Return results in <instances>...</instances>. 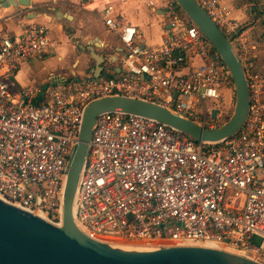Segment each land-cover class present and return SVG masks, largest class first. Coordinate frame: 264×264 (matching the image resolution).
Listing matches in <instances>:
<instances>
[{
	"label": "built area",
	"instance_id": "built-area-1",
	"mask_svg": "<svg viewBox=\"0 0 264 264\" xmlns=\"http://www.w3.org/2000/svg\"><path fill=\"white\" fill-rule=\"evenodd\" d=\"M163 1L165 37L153 47L143 44L135 26L115 16L112 2L103 4V24L123 49L121 73L83 84L56 81L39 101L35 88L13 92L7 79L20 60L46 55L49 29L30 23L11 36L0 17V200L61 226L66 174L83 113L100 99L142 100L216 128L215 106L223 102L222 89L233 87L230 74L202 33L180 18L174 1ZM195 1L233 48L241 44V25L231 19L230 6L223 0ZM238 58L249 107L241 129L229 139L195 142L118 110L96 117L73 202L81 232L95 240L167 243L158 246L210 242L264 264V75L244 54Z\"/></svg>",
	"mask_w": 264,
	"mask_h": 264
},
{
	"label": "water",
	"instance_id": "water-1",
	"mask_svg": "<svg viewBox=\"0 0 264 264\" xmlns=\"http://www.w3.org/2000/svg\"><path fill=\"white\" fill-rule=\"evenodd\" d=\"M186 18L209 41L226 66L235 92L228 120L214 129L203 128L149 102L109 97L90 103L82 117L77 143L67 169L62 200V224L42 218L0 200V264H259L249 258L202 246L127 247L113 246L81 232L73 221V200L88 153L96 117L120 111L151 119L187 135L195 142L219 143L236 135L245 122L249 92L244 69L230 41L221 33L195 0H173ZM5 3V4H4ZM29 0H0L2 7H28ZM100 76L103 57L95 55ZM216 118V111L210 113Z\"/></svg>",
	"mask_w": 264,
	"mask_h": 264
},
{
	"label": "crops",
	"instance_id": "crops-1",
	"mask_svg": "<svg viewBox=\"0 0 264 264\" xmlns=\"http://www.w3.org/2000/svg\"><path fill=\"white\" fill-rule=\"evenodd\" d=\"M29 1L28 7L0 6V17L4 18L2 24L11 36L22 34L30 23L43 24L49 29L50 47L46 55L42 59L20 60L16 72L7 79L13 92L35 88L36 101L43 100L45 88L56 81L83 84L96 79L94 76L99 72L89 49L103 57L100 76L121 73L122 46L106 30L101 16L107 1L113 3L114 14L121 22L141 32L146 46L158 45L165 37L168 21L163 0ZM149 1H153V7ZM223 1L232 9L231 19L241 25V44L234 45L235 52L239 57L244 54L251 60L254 71L264 75V0Z\"/></svg>",
	"mask_w": 264,
	"mask_h": 264
},
{
	"label": "rangeland",
	"instance_id": "rangeland-1",
	"mask_svg": "<svg viewBox=\"0 0 264 264\" xmlns=\"http://www.w3.org/2000/svg\"><path fill=\"white\" fill-rule=\"evenodd\" d=\"M176 11V9H175ZM177 12V11H176ZM168 21V19H167ZM222 95H223V102L222 103H219L217 104L215 107L217 108V111H218V117L217 119L214 121L215 123V126L218 127V126H221L222 124H224L227 120H228V116H229V112L232 110V107L234 105V100H235V92H234V87L230 88L229 90L224 87L222 89ZM212 102V101H210ZM210 102H206V105L208 107H210L209 103ZM224 106V107H222ZM100 241V240H98ZM124 241H127V242H141L140 240H124ZM144 243V241H142ZM146 243V242H145ZM131 246H128V247H157V245H150V246H144V245H132L130 244Z\"/></svg>",
	"mask_w": 264,
	"mask_h": 264
},
{
	"label": "bare ground",
	"instance_id": "bare-ground-1",
	"mask_svg": "<svg viewBox=\"0 0 264 264\" xmlns=\"http://www.w3.org/2000/svg\"><path fill=\"white\" fill-rule=\"evenodd\" d=\"M74 199H75V195H74ZM74 202V200H73ZM73 210H74V207H73ZM73 212V211H72ZM73 221H74V218H73ZM75 223V222H74ZM102 242H106L108 244H111L113 246H131L130 244L132 245H144V246H150V245H164V244H167L166 242H149V243H143L142 241L141 242H127V241H124V240H120V239H104V240H100ZM202 247H209V248H215V249H219V250H223V251H226V252H229V253H232V254H236V255H240V256H243V257H246V258H249L251 260H255L252 256H249L248 254H245L243 252H240V251H237V250H234L230 247H226L224 245H220V244H215V243H210V242H207L205 244L202 245Z\"/></svg>",
	"mask_w": 264,
	"mask_h": 264
},
{
	"label": "trees",
	"instance_id": "trees-1",
	"mask_svg": "<svg viewBox=\"0 0 264 264\" xmlns=\"http://www.w3.org/2000/svg\"><path fill=\"white\" fill-rule=\"evenodd\" d=\"M174 5H175V7H176V11H177V14L180 16V18L184 21V22H186V24L188 25V26H192V24H191V22L186 18V16L184 15V13L177 7V5L174 3ZM215 52V51H214ZM229 86H232L233 85V83H232V80H231V78L229 79Z\"/></svg>",
	"mask_w": 264,
	"mask_h": 264
}]
</instances>
